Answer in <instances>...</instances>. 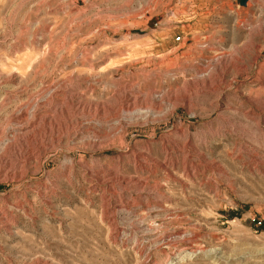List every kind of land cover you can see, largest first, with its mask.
Returning a JSON list of instances; mask_svg holds the SVG:
<instances>
[{
	"label": "rangeland",
	"instance_id": "obj_1",
	"mask_svg": "<svg viewBox=\"0 0 264 264\" xmlns=\"http://www.w3.org/2000/svg\"><path fill=\"white\" fill-rule=\"evenodd\" d=\"M263 223L264 0H0V264H264Z\"/></svg>",
	"mask_w": 264,
	"mask_h": 264
},
{
	"label": "built area",
	"instance_id": "obj_2",
	"mask_svg": "<svg viewBox=\"0 0 264 264\" xmlns=\"http://www.w3.org/2000/svg\"><path fill=\"white\" fill-rule=\"evenodd\" d=\"M261 222H262V221H259L258 223H259V224H262ZM263 227H264V223H263Z\"/></svg>",
	"mask_w": 264,
	"mask_h": 264
},
{
	"label": "bare ground",
	"instance_id": "obj_3",
	"mask_svg": "<svg viewBox=\"0 0 264 264\" xmlns=\"http://www.w3.org/2000/svg\"><path fill=\"white\" fill-rule=\"evenodd\" d=\"M227 59V58H226ZM220 61V60H219Z\"/></svg>",
	"mask_w": 264,
	"mask_h": 264
}]
</instances>
